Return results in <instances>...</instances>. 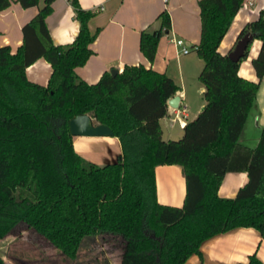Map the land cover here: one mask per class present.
Segmentation results:
<instances>
[{
    "label": "trees",
    "instance_id": "1",
    "mask_svg": "<svg viewBox=\"0 0 264 264\" xmlns=\"http://www.w3.org/2000/svg\"><path fill=\"white\" fill-rule=\"evenodd\" d=\"M23 7L40 0H19ZM54 0H45L23 27L16 53L0 46V237L20 222L75 257L86 236L121 235L120 264H184L200 254L203 241L240 226L259 229L264 237V125L256 146L241 135L264 76V13L246 22L261 39L252 59L257 80L240 74L241 61L219 47L245 0H200L201 38L194 47L204 67L199 75L206 104L186 123L183 136L166 140L161 118L179 90L173 78L144 65L105 72L95 84L76 73L94 54L93 10L70 0L80 29L68 45H57L46 18ZM11 0H0V13ZM161 27L143 31L140 49L154 61L161 38L170 32L169 12ZM52 65L47 85L28 78L39 58ZM89 114L106 124L122 144L116 162L99 165L75 149L70 120ZM184 168L187 196L182 207L158 200L156 168ZM247 170L248 180L235 197H222L228 172ZM0 264L4 259L0 254ZM240 264H264L255 252Z\"/></svg>",
    "mask_w": 264,
    "mask_h": 264
},
{
    "label": "crops",
    "instance_id": "2",
    "mask_svg": "<svg viewBox=\"0 0 264 264\" xmlns=\"http://www.w3.org/2000/svg\"><path fill=\"white\" fill-rule=\"evenodd\" d=\"M200 0H79L82 8L93 10L95 15L90 21L93 31L100 29L96 41L92 44L94 54L88 62L76 69L79 77L90 84L97 83L105 72L118 69L122 72L127 65H144L166 73L177 83L180 105L173 108L168 104V114L161 118L163 137L175 139V128L184 126L190 117L186 101L188 98V81L198 78L204 61L195 50L201 38ZM45 5L40 0L37 6L25 8L19 0H11L8 8L0 13V46L8 45L16 53L23 45V27L31 21ZM53 11L47 16L46 24L53 42L57 45L71 44L80 29L74 7L70 0H54ZM167 10L171 16L172 28L165 34L158 45L153 62L142 53L140 38L143 31H154L161 27L160 14ZM264 13V0H245L232 21L228 32L222 40L219 50L228 54L234 48L242 26L261 13ZM181 38L191 48L190 53L183 54L182 48L172 40ZM261 39L252 41L249 54L241 61L240 74L257 80L256 69L252 63L260 49ZM52 65L45 58H39L27 68L28 78L42 85H47L52 75ZM190 74L192 78H190ZM190 76V77H189ZM198 92L204 97L205 86L198 83ZM174 95V96H175ZM173 96V97H174ZM205 98V97H204ZM204 100L193 119L200 113ZM188 116L175 118L183 108ZM191 121V120H190ZM249 125L255 128V134H248ZM264 125V76L260 82L255 104L241 135V142L256 146ZM257 131V133H256ZM180 137V136H178ZM76 151L99 165L117 161L122 154V144L115 136H73ZM248 180L247 170L228 172L219 190L222 197H235L240 186ZM158 200L165 205L182 207L187 196V183L184 168L180 165H160L156 168ZM107 235H98L100 237ZM200 254H193L184 264H240L246 262L251 253H256L264 260V237L259 229L252 226H240L212 236L202 242Z\"/></svg>",
    "mask_w": 264,
    "mask_h": 264
},
{
    "label": "rangeland",
    "instance_id": "3",
    "mask_svg": "<svg viewBox=\"0 0 264 264\" xmlns=\"http://www.w3.org/2000/svg\"><path fill=\"white\" fill-rule=\"evenodd\" d=\"M190 76L192 78L191 74ZM198 83L201 84L199 77L195 78L194 82L191 79L188 81L189 89L186 101L190 113V117L186 119L188 121L193 120L195 112L205 100L198 92ZM248 128V134L252 137L255 134V128L250 125ZM174 130L175 139L183 136V133L177 135L182 131L179 126ZM124 244L125 240L121 235L109 234L103 238L100 237V240H97L96 236L89 235L84 238L76 256L70 257L36 229L30 227L26 222H20L3 237H0V254L4 259V264H120Z\"/></svg>",
    "mask_w": 264,
    "mask_h": 264
},
{
    "label": "water",
    "instance_id": "4",
    "mask_svg": "<svg viewBox=\"0 0 264 264\" xmlns=\"http://www.w3.org/2000/svg\"><path fill=\"white\" fill-rule=\"evenodd\" d=\"M255 38L251 32L246 33L235 43L234 48L230 51L229 56L234 60H239L246 54L248 45ZM112 74L119 73L118 69H113ZM168 104L173 108H178L180 105V97L175 95ZM70 130L73 136H114V131L106 124L96 123L89 114L77 115L70 120Z\"/></svg>",
    "mask_w": 264,
    "mask_h": 264
},
{
    "label": "built area",
    "instance_id": "5",
    "mask_svg": "<svg viewBox=\"0 0 264 264\" xmlns=\"http://www.w3.org/2000/svg\"><path fill=\"white\" fill-rule=\"evenodd\" d=\"M167 1V0H166ZM177 46H180L182 48V53L183 54H188L190 53L191 49L189 47H187L185 45V42L183 39L181 38H173L172 40ZM179 116L183 117V118H186L188 116V113H187V108H183L182 110H180L179 113L176 114V117L175 118H179Z\"/></svg>",
    "mask_w": 264,
    "mask_h": 264
}]
</instances>
